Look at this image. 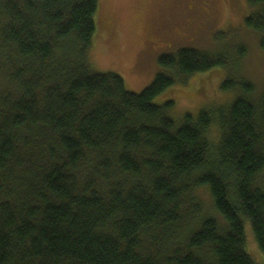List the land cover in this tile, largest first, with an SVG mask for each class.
<instances>
[{
	"label": "trees",
	"instance_id": "trees-1",
	"mask_svg": "<svg viewBox=\"0 0 264 264\" xmlns=\"http://www.w3.org/2000/svg\"><path fill=\"white\" fill-rule=\"evenodd\" d=\"M245 1L264 31V0ZM97 5L0 0V264H257L244 220L264 254V91L226 78L230 103L177 121L153 99L226 58L179 48L130 91L89 64Z\"/></svg>",
	"mask_w": 264,
	"mask_h": 264
},
{
	"label": "rangeland",
	"instance_id": "rangeland-1",
	"mask_svg": "<svg viewBox=\"0 0 264 264\" xmlns=\"http://www.w3.org/2000/svg\"><path fill=\"white\" fill-rule=\"evenodd\" d=\"M257 9L245 0H98L88 61L94 70L117 72L127 89L139 92L163 70L158 63L162 54L191 47L223 55L226 64L176 82L153 99L157 104L171 101L169 113L177 121L185 113L230 103L239 90H223L226 78L250 81L257 98L264 91V31L244 23ZM6 85L0 73V91ZM197 195L221 226L223 217L213 210L208 191L199 188ZM244 231L246 251L264 264L247 219Z\"/></svg>",
	"mask_w": 264,
	"mask_h": 264
}]
</instances>
